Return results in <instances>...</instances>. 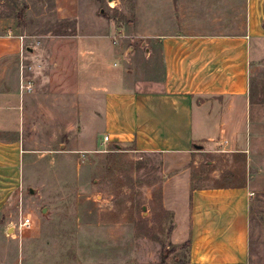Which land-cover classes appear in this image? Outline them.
Wrapping results in <instances>:
<instances>
[{
  "label": "rangeland",
  "instance_id": "374dc122",
  "mask_svg": "<svg viewBox=\"0 0 264 264\" xmlns=\"http://www.w3.org/2000/svg\"><path fill=\"white\" fill-rule=\"evenodd\" d=\"M148 3L0 0V45L20 40L18 54L11 42L0 64L29 78L30 97L24 184L0 216V229H10L0 239V264H191L181 201L164 197L162 159L105 142L94 112L106 78L120 73L128 85L162 76L158 40L127 35H148ZM252 58L256 121L248 153L204 155L190 174L192 188H250L247 264H264V42ZM42 66L45 84L35 81ZM27 217L32 226L21 229Z\"/></svg>",
  "mask_w": 264,
  "mask_h": 264
},
{
  "label": "crops",
  "instance_id": "0c3cea01",
  "mask_svg": "<svg viewBox=\"0 0 264 264\" xmlns=\"http://www.w3.org/2000/svg\"><path fill=\"white\" fill-rule=\"evenodd\" d=\"M148 7V35H127L158 40L162 76L128 85L120 73L110 83L106 78V91L97 98L100 110L94 111L100 131L115 148L160 156L167 176L164 197L181 201V232L189 237L191 264H247L250 188H192L190 168L204 155L247 154L250 149L249 131L252 138L256 121L252 52L264 42V0H149ZM18 38L5 41L6 48L0 45V58L11 50V42L18 54ZM45 69L38 70L45 73L36 82L45 84ZM0 73L1 216L24 184L28 149L21 135L30 97L24 95L29 78L20 79L18 67L0 64ZM8 231L1 228L0 239Z\"/></svg>",
  "mask_w": 264,
  "mask_h": 264
},
{
  "label": "built area",
  "instance_id": "2783aa9c",
  "mask_svg": "<svg viewBox=\"0 0 264 264\" xmlns=\"http://www.w3.org/2000/svg\"><path fill=\"white\" fill-rule=\"evenodd\" d=\"M21 40H25L24 37H20ZM24 42L22 43V52H23V49H24V46H23ZM109 141V137H105V142H108ZM32 226V219L30 217H27V218H23L22 221H21V225H20V228L21 229H26V228H30Z\"/></svg>",
  "mask_w": 264,
  "mask_h": 264
},
{
  "label": "water",
  "instance_id": "95a60500",
  "mask_svg": "<svg viewBox=\"0 0 264 264\" xmlns=\"http://www.w3.org/2000/svg\"><path fill=\"white\" fill-rule=\"evenodd\" d=\"M110 1H112V0H110ZM29 51L32 52L33 50L32 49H29ZM31 193H33V190L31 191Z\"/></svg>",
  "mask_w": 264,
  "mask_h": 264
}]
</instances>
